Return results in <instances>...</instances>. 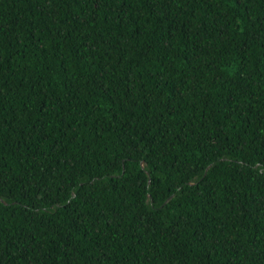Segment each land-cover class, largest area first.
Masks as SVG:
<instances>
[{"label": "trees", "instance_id": "16d2710c", "mask_svg": "<svg viewBox=\"0 0 264 264\" xmlns=\"http://www.w3.org/2000/svg\"><path fill=\"white\" fill-rule=\"evenodd\" d=\"M0 264H264V0H0Z\"/></svg>", "mask_w": 264, "mask_h": 264}, {"label": "water", "instance_id": "95a60500", "mask_svg": "<svg viewBox=\"0 0 264 264\" xmlns=\"http://www.w3.org/2000/svg\"><path fill=\"white\" fill-rule=\"evenodd\" d=\"M141 166H143V163H141Z\"/></svg>", "mask_w": 264, "mask_h": 264}]
</instances>
